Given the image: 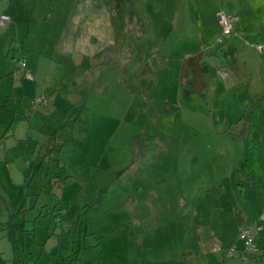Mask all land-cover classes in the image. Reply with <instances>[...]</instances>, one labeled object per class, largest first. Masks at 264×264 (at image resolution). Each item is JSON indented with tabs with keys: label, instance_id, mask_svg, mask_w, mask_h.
<instances>
[{
	"label": "rangeland",
	"instance_id": "374dc122",
	"mask_svg": "<svg viewBox=\"0 0 264 264\" xmlns=\"http://www.w3.org/2000/svg\"><path fill=\"white\" fill-rule=\"evenodd\" d=\"M8 1L0 0V7ZM11 1L16 22L1 40L12 48L6 56L0 50V133L8 124L10 133L14 128L18 135L21 126L28 133L26 141L0 142V262L12 256L10 232L24 249L21 264L61 263L75 250L69 264H173L176 246L190 237L198 217L204 218L197 225L204 234L208 218L234 197L247 199L246 212L256 213L264 192V122L249 133L241 127L228 134L202 132L199 110L183 108L181 116L171 103L174 82L160 84V54H166L161 40L190 39L209 25L210 0ZM110 39L118 42L110 46ZM18 46L28 56L26 65L45 70L36 79L43 89L34 92V84L28 91L30 82L13 61L23 55ZM40 97L41 104L32 103ZM246 136L263 161L261 188L239 171ZM21 150L34 173L31 181L19 180ZM43 155L47 162L37 170ZM238 182L249 186L241 190ZM86 204L94 234L88 224L68 238L52 229V206ZM133 205L142 213L136 222L129 214ZM213 246L187 264H235L211 254Z\"/></svg>",
	"mask_w": 264,
	"mask_h": 264
},
{
	"label": "crops",
	"instance_id": "0c3cea01",
	"mask_svg": "<svg viewBox=\"0 0 264 264\" xmlns=\"http://www.w3.org/2000/svg\"><path fill=\"white\" fill-rule=\"evenodd\" d=\"M206 4H208L206 7L208 21L210 22L209 25H201L197 34L190 39L175 36L171 40L170 37L167 36L166 39L161 40L162 48H165L166 54H160V57H163L159 69V74L161 75L160 84L168 85V82H174L171 83V85L175 87L174 101H171V103H173V105H171L180 111L181 116L184 111L183 108L188 112L193 111L192 109L199 110V112H196L198 113L196 119L198 121L201 120L202 123L205 124V128L202 132L205 131L209 133L218 130L219 132L223 131L227 134L230 132L235 133L234 129L236 127H241L245 131L251 119V114L249 113L250 106L260 108L263 116L261 122H264V0H210L209 3L207 2ZM14 10L15 4H12L11 0L8 1L7 7H0V13L8 15L5 28L0 29V50L3 48L5 56L8 54V48H12V46L9 45V42H5L6 46L3 45V40H1L3 37L2 33L9 30L13 23L16 22ZM220 12L234 14L237 16V22L234 32L230 36L222 37L221 40L218 41L220 26L216 16ZM116 39L118 38L116 37ZM245 39L252 43L261 44L263 46L262 51L259 52L253 45L244 44ZM113 41L118 42V40L110 39V46ZM168 41H171V44H168ZM18 48L23 54L22 56L26 57L25 53L21 50V46H18ZM30 50L35 51L36 49L30 48ZM161 52L162 50L159 51V53ZM85 55L86 54H83L82 56ZM152 55V53H149L148 57ZM70 56L71 55L68 54V57ZM111 57H113V54H111ZM151 63V60H149L148 65ZM221 65H225L228 71V75L225 78L218 77L216 74L217 68ZM17 69L18 67L16 66V70ZM26 69L32 75L31 80L23 76L25 81L30 82L28 91L30 92L34 89V84L36 85L34 92L43 89L39 87L36 79H41L45 70L40 68L39 63H31L29 66L27 64ZM48 70L49 69H47L46 72H48ZM8 74L9 73L6 75ZM3 78L4 75H0V83L3 81ZM13 94L12 90L9 98ZM21 101L19 103L20 108H22ZM32 103L34 104V102ZM164 103L165 106H168L167 101ZM206 112L208 114L210 113L211 116L206 117ZM217 113L218 116L214 117V114ZM216 126H219L218 129H216ZM10 127L11 124H8L5 129H1L0 142L3 140L8 141L9 139L20 142L27 138L28 132L26 130L22 132V126L20 130L21 133H18V135L15 133L16 129L14 128H12L10 133ZM46 140L47 139L44 140V144ZM21 152L24 159V166L19 180L23 179V182L28 180L31 181L32 177H34L33 170L32 173L31 170L29 171L30 166L24 155L25 152L23 150H21ZM260 158L261 157L258 156V163L261 168L263 161ZM243 159L241 158L240 160L239 168L242 165ZM37 161L39 162V160ZM59 167V169H62L64 166ZM42 176L48 178V173L47 176L41 174L39 177L42 179ZM45 178L44 181L46 180ZM236 185L239 186L241 190H245L249 186L241 182L236 183ZM23 196L22 194L18 197V202H20V200L22 202ZM7 198L9 197L5 194L2 199L7 200ZM246 203L249 205L247 199L241 200L234 197L231 205L228 202L223 204L220 212L208 218L207 223H205L207 230L204 234L200 232L197 226L198 222H202L204 218L198 217L199 219H197L196 224H194L196 227L193 225L190 237H185V242L182 241L176 246V248L179 249V257L175 258L173 264H187L188 260L197 259L204 249L206 253H208V248L215 244L223 248L236 244V246L240 248V244L237 241V232L241 225L254 222L258 218V214L264 212V192L259 198V203H256V213H247ZM83 206L76 205L70 210L64 207H60L62 210H59L60 208L52 206L51 209L54 208L53 212H61V215L64 216V220L58 222L55 217L56 212H52L55 219V222L53 221L52 224V229L54 230V228L58 227L61 233L59 234L60 237H71L68 228L69 219L73 215L76 207L81 208ZM247 207L249 209V206ZM137 208L138 206L133 205L132 210L129 211V214L133 218V222H136L135 220H138V217L142 214ZM225 209L226 211H223ZM48 213L49 212H47V214ZM194 216L197 218L195 214ZM86 221L92 234H94L93 230L95 225L91 224L88 213H86ZM135 229L139 232L143 230V228L139 229L137 227H135ZM230 234L232 236V241H229V244L225 245L223 239L227 238ZM256 243L258 250L253 258L226 259L219 253L211 254L219 256L222 261H235V264H264V226L258 235ZM20 249L24 251L23 248L20 247ZM29 250L31 252V248H29ZM69 256L70 254H68L66 258L69 259ZM5 258V260L1 259L2 262H0V264H12L13 254L12 256H5ZM201 259L203 260V257H201ZM118 262H122V260L119 259ZM166 262L167 261H163L156 264H166ZM55 264H69V260L62 261L61 263L55 262ZM169 264H171L170 261Z\"/></svg>",
	"mask_w": 264,
	"mask_h": 264
},
{
	"label": "built area",
	"instance_id": "2783aa9c",
	"mask_svg": "<svg viewBox=\"0 0 264 264\" xmlns=\"http://www.w3.org/2000/svg\"><path fill=\"white\" fill-rule=\"evenodd\" d=\"M217 22L220 26V35L218 37V41L221 40L222 37H228L234 32V28L237 22V16L234 14H227L220 12L217 14ZM8 20V15L4 13H0V29L5 28L6 21ZM244 44L253 45L256 50L259 52L262 51L263 46L258 43H252L249 40L245 39ZM18 69L23 70L24 75L27 79L31 80L32 75L26 69L25 57L21 56L14 60ZM216 74L218 77L225 78L228 75V71L225 65H221L217 68ZM44 101V98H34L33 102L37 105L41 104ZM61 213V212H60ZM56 220L58 222L59 218ZM264 226V214L258 216V218L252 223H244L240 226L237 232V241L240 244V248L233 244L230 247L223 248L222 246H213L211 248V253H219L224 258H241L248 259L253 258L257 254V238ZM69 228V227H68Z\"/></svg>",
	"mask_w": 264,
	"mask_h": 264
},
{
	"label": "trees",
	"instance_id": "16d2710c",
	"mask_svg": "<svg viewBox=\"0 0 264 264\" xmlns=\"http://www.w3.org/2000/svg\"><path fill=\"white\" fill-rule=\"evenodd\" d=\"M249 113L251 114V119L249 120L247 124L248 133L253 130L258 129L260 122L263 119L261 110L258 107L250 106ZM53 135L54 134H52V136L48 138L49 141L53 139L52 138ZM55 148L56 146L48 147L46 153L48 154L49 151L55 150ZM45 155L41 156L42 159L40 158L38 162L37 170H40L43 164L47 162ZM257 158L258 157L256 153V148L253 144V141L248 136H246L244 139V159H243V162H242V165L239 171L243 174L245 180L249 182L252 187L261 188L262 178L259 173V165H258ZM57 168L59 169L60 167L57 166ZM88 206L89 204H86L80 209H76L73 215L70 217L69 222H68V227H69V231L71 234H74L76 232L79 233V235L82 234L83 232L82 230L84 226H86L87 224L86 213L88 210ZM55 217L56 218L58 217L60 222L64 220L63 218L64 216L61 215L60 212H56ZM9 233L10 232H8V238L10 240L12 254H13L12 264H21L23 251L19 249V247L17 246L18 244L17 241L13 239L12 237H10ZM77 253H78V250L73 251L69 256V261L72 259H75Z\"/></svg>",
	"mask_w": 264,
	"mask_h": 264
}]
</instances>
